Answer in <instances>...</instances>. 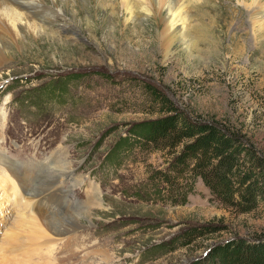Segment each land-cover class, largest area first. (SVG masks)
Listing matches in <instances>:
<instances>
[{"label":"rangeland","instance_id":"374dc122","mask_svg":"<svg viewBox=\"0 0 264 264\" xmlns=\"http://www.w3.org/2000/svg\"><path fill=\"white\" fill-rule=\"evenodd\" d=\"M160 2L145 0V12L131 0V15L119 0L58 2L43 31L3 41L0 248L30 215H78L74 231L50 235L52 264H218L217 246L264 236V203L239 214L198 180L180 205L160 180L162 154L121 143L158 117L150 85L187 113L235 124L264 155V27L249 21L252 0H199L184 35L174 31L183 0ZM53 161L62 173L49 174ZM70 235L82 242L65 252Z\"/></svg>","mask_w":264,"mask_h":264},{"label":"trees","instance_id":"16d2710c","mask_svg":"<svg viewBox=\"0 0 264 264\" xmlns=\"http://www.w3.org/2000/svg\"><path fill=\"white\" fill-rule=\"evenodd\" d=\"M148 87L151 113L158 117L134 125L131 140L121 143L132 141L162 154L166 168L158 173L171 200L185 204L199 180L215 202L239 214L264 203V155L253 140L228 120L187 113L165 93ZM211 256L218 264H264V236L252 242L232 240Z\"/></svg>","mask_w":264,"mask_h":264},{"label":"bare ground","instance_id":"6f19581e","mask_svg":"<svg viewBox=\"0 0 264 264\" xmlns=\"http://www.w3.org/2000/svg\"><path fill=\"white\" fill-rule=\"evenodd\" d=\"M49 1L51 2V7L47 6L44 0H0V66L4 63L6 59L3 54V41L5 39L16 42L22 36H24V34L36 35L37 33L44 30V26L50 23L51 19L56 17L58 18L59 14L63 13V10L58 7L56 3L60 2L67 7L72 4V0ZM119 1L121 2L123 9L127 12V14L131 15L133 12L130 8L131 0ZM133 1H135L136 4H139L140 8H143V4H145V0ZM160 1L161 0H153L155 8L158 7ZM198 2L199 0H183L181 4L182 9L180 10L179 8V12H181L179 13V15L177 14L176 16V18L178 19L175 22V33L184 35L188 31L187 29H192L193 31L197 29L190 26L191 13L189 12V6L194 5ZM161 3L162 2H160V4ZM142 10L145 12H149L147 9L144 8ZM247 16L252 25H261L262 27H264V0H252L251 4L247 5ZM164 41H170V39L165 38ZM0 161L5 160L1 159ZM56 163L57 162L55 161L49 163V167L47 168L49 169L50 175L51 172L55 171L62 173V165H60V163L55 165ZM2 165H4V163ZM7 166L11 167L10 165ZM11 171L13 172L14 176L18 177L19 171L16 168L11 169ZM20 182L22 183L23 180H20ZM40 186L42 187V189L34 190L33 193L35 196H40L46 193L47 190H43L48 187L45 185ZM13 187L14 189H18V187L14 185ZM46 197L48 196L45 195L44 198ZM55 204L61 205L62 203L59 202ZM51 212L56 211L51 210ZM66 214L68 213L66 212ZM77 219L78 215L76 217H73L72 215L53 217L32 215L31 217L30 215L29 218L19 219L20 221H18V223L13 226L14 229H16V233H12V236L10 235V237L8 236L9 238L7 237V239H4V242L2 241L3 248H0V264H52V261L48 260L51 258L47 257L48 255H50L52 248L51 246L53 245L49 240L50 235L56 238L51 239L53 241L58 240L57 238H60L63 235L65 236L70 231H74V229L69 225L73 224L71 220H73L74 223H77ZM75 229H77L76 225ZM25 237H27V239ZM71 238V235L70 237L66 238L67 247L63 245L65 247L64 251L69 250L72 245L82 242L81 240L79 241L74 237L73 240ZM41 243L42 245H39ZM29 247L33 249L28 250ZM43 249H45V252L43 251ZM34 250H36L37 253H35ZM88 255L89 252L83 254L82 258L85 259ZM41 258H44V261L41 260ZM58 263L59 261L56 260V263L54 264Z\"/></svg>","mask_w":264,"mask_h":264}]
</instances>
